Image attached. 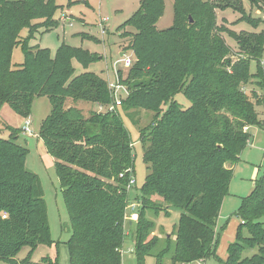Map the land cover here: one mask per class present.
<instances>
[{
	"label": "trees",
	"instance_id": "16d2710c",
	"mask_svg": "<svg viewBox=\"0 0 264 264\" xmlns=\"http://www.w3.org/2000/svg\"><path fill=\"white\" fill-rule=\"evenodd\" d=\"M245 1L263 9L264 0H175L173 25L159 30L165 0H142L118 28L132 39L129 49L137 59L122 81L129 90L122 107L155 113V122L140 132L149 173L130 230L138 264L147 257L156 264L211 257L222 264H264V174L237 211L242 223L227 259L217 256V223L233 178L227 166L240 161L250 140L246 128L264 122L257 110L264 112V29L256 30L262 22L247 16ZM61 7L56 0H0V111L8 104L27 119L36 98L50 100L52 111L39 136L63 188L72 228L70 264H122L134 144L117 107L85 117L76 106L115 105L106 80L94 72L76 75L75 61L86 70L100 56L65 43L54 55L29 45L36 32L58 27ZM227 9L241 15L236 23H249L255 31L220 26L217 11ZM25 29L28 36L21 41ZM228 37L239 53L236 60ZM19 46L25 59L15 66ZM251 78L263 94L252 92L250 98L241 84ZM178 94L190 102L187 108L175 100ZM20 131L7 124L0 130V261L57 264L51 257L33 261L37 249L53 240L41 180L26 168L28 150L17 143ZM173 210L179 213L176 230L161 241L152 215L168 218ZM25 248L27 255L19 259Z\"/></svg>",
	"mask_w": 264,
	"mask_h": 264
},
{
	"label": "rangeland",
	"instance_id": "374dc122",
	"mask_svg": "<svg viewBox=\"0 0 264 264\" xmlns=\"http://www.w3.org/2000/svg\"><path fill=\"white\" fill-rule=\"evenodd\" d=\"M59 5H62L57 15L58 26L61 21H65L70 16L66 15L72 13L74 17L80 18L79 20H71L66 22L64 26L54 28L50 32L45 33V29H41L36 32L29 45L33 48H47L52 54H55L58 48L59 41L65 39V44L89 49L97 56L101 53L104 55V61L98 62L96 66H92L90 69H84L82 66L74 62V68L76 69V75L82 72H94L96 68H99L98 74L104 80L107 81L111 96L114 98L115 91L111 84L121 86L118 90V95L123 97V100L128 96L129 90L123 80L129 77L131 68L136 63L137 59L129 49L131 38L122 37L123 42L120 43L119 37L115 34L118 32L120 25L125 23L140 7L141 0H79V2H72V0H56ZM75 1V0H74ZM70 2L72 4H70ZM174 4L175 0H165V11L163 16L157 22V28L159 30L168 29L173 25L174 18ZM244 8L247 16L253 20H261L262 24L256 29L257 31L264 29V5L263 9H259L256 6H252L245 1ZM241 15L233 10H218L217 19L220 26H226L232 29L235 33L240 32H254L255 28L246 22L236 23L240 19ZM101 20H105L102 22ZM72 23V26L69 25ZM104 23V24H103ZM101 24L102 27H101ZM104 29L106 34L101 35L100 30ZM129 32H135L133 28L126 29ZM44 33V34H43ZM81 33H88L93 37H98L104 42H95L89 36L82 38ZM79 34V35H78ZM108 35V36H107ZM28 36V30L25 29L21 32V41ZM37 38V39H36ZM36 39V40H34ZM229 44L233 48L234 57L236 60L239 53L236 51L233 40L227 38ZM111 44V46H109ZM62 45V44H61ZM60 45V46H61ZM235 47V48H234ZM124 52L122 57L119 58V53ZM237 55H236V54ZM102 55V56H103ZM24 53L21 46L15 48L13 52L12 62L13 64H21L24 62ZM102 58L100 57V60ZM130 59V67L124 66V60ZM261 67L264 68V56L261 61ZM16 66V65H15ZM104 69L108 72V78L102 74L100 69ZM251 72H256V64L252 62ZM95 73V72H94ZM104 76V77H103ZM243 91L251 98L252 92H259L263 94V90L259 89L255 84V79L251 78L248 83L241 84ZM175 100L179 102L183 107L187 108L190 102L183 94H178ZM115 101V98H114ZM68 104V103H67ZM66 104V107L69 105ZM78 104H86L78 103ZM93 107H85V117H90L92 112H106L113 107L101 106L98 104H92ZM95 107H97L95 109ZM123 116L125 126L130 132L133 141V153L136 157L135 161V174L132 175L131 180L135 181V184H127L129 191V203L125 218V229L127 231V238L125 239L124 249L122 250V264H138V259L134 251L135 244L134 239L131 236L129 225L130 222H136L133 219V214L140 211L141 201L139 195H141V187L145 182V178L149 173L147 165L143 162V147L140 142V132L147 130L155 122V113L148 111H126L122 106H116ZM166 110L165 108L163 111ZM259 120H264V112L262 108H258ZM52 105L47 97L36 98L33 102L32 113L29 118H23L17 115L8 104H4L0 111V130H3L5 124L20 129V134L17 143L21 144L28 150L25 166L26 168L38 175L44 192V200L48 210V222L51 230V237L53 244L51 246H40L33 255V261L40 262L43 257H51L56 260L57 264H70L69 251L67 247V241L72 234V228L70 224V218L67 211L66 203L63 196V188L60 184L58 174L55 167V159L48 154L47 148L43 141L40 139V128L42 122L51 114ZM29 121L30 130L33 135L28 136L24 134L25 121ZM252 137L253 142L244 150L242 155V162L238 164L235 175L233 176L229 188V195L224 199L221 213L217 223V231L220 232V242L217 248V256L225 261L223 258L228 253V247L230 243L235 242L237 239L238 228L242 223V220L237 216V211L242 203L243 198L250 195L254 188L256 181L264 174V122L260 125L253 126ZM249 128V127H248ZM246 128V130H248ZM4 133V131H3ZM8 134L5 133V138L8 139ZM161 202V201H158ZM152 214V213H149ZM156 220V234L159 239L163 241L165 235L174 234L176 225L179 219V213L177 211L172 212L170 217H165L163 213L158 214ZM243 232L247 236L246 228H243ZM29 249L25 248L19 254V259L25 258ZM256 253L254 250L251 254ZM250 254V255H251ZM245 255V254H244ZM157 259L155 257H147L145 264H156ZM0 264H4L0 261ZM162 264H171L169 258L164 260ZM188 264H222L218 258L211 257L206 261H194Z\"/></svg>",
	"mask_w": 264,
	"mask_h": 264
},
{
	"label": "crops",
	"instance_id": "0c3cea01",
	"mask_svg": "<svg viewBox=\"0 0 264 264\" xmlns=\"http://www.w3.org/2000/svg\"><path fill=\"white\" fill-rule=\"evenodd\" d=\"M142 1V0H141ZM72 2H79V0H72ZM62 6V5H61ZM139 9V8H138ZM59 14V12L57 13V15ZM57 15H56V19H57ZM66 15H68V16H70L71 18H68L67 20H65V21H61V23L59 24V26L58 27H60V26H64L65 25V23L66 22H71V20H75V21H77V20H79L80 18H78V17H74V15L72 14V13H69V14H66ZM102 22H105V20H101ZM126 22V21H125ZM104 24V23H103ZM103 24H101V27H102V25ZM69 25L70 26H72V23H69ZM57 27V28H58ZM50 32V31H49ZM123 33V31H120V30H118V32H116L115 34L119 37V39H120V43L121 42H123V40H122V38H120V36H121V34ZM80 34V33H79ZM78 34V35H79ZM89 36V37H91V38H88V39H92V40H94L95 42H104L102 39H100V38H98V37H93V36H91L90 34H88V33H81L80 35H82V38H87V37H84V36ZM100 34L101 35H103V34H106L105 33V31H104V29H102V30H100ZM108 36V35H107ZM123 37V36H122ZM37 39V38H36ZM36 39H34V40H36ZM60 43L58 44V48L60 47V45L61 44H63V43H65V39H64V36H63V40L62 41H59ZM109 46H111V44L109 45ZM57 48V49H58ZM84 49V48H83ZM84 50H88L89 52H91L89 49H84ZM91 53H98L99 54V52H91ZM123 53L124 52H120L119 53V58L120 57H122V55H123ZM54 55V54H53ZM103 55V53H101L100 54V57L102 58L99 62H101V61H104V55ZM76 62V61H75ZM23 63V62H22ZM21 63V64H22ZM98 64V62L97 63H93V64H91L90 66H89V68L88 69H90L92 66H96ZM17 65H20V64H17ZM83 68V67H82ZM97 70H99V68H96V71H94L95 73H98V71ZM101 70V72H102V74L103 75H105L107 78H108V81H109V76H108V72L106 71V70H104V69H100ZM83 71H84V68H83ZM80 73H83L82 71H80ZM104 77V76H103ZM80 103H84V102H80ZM82 105H85V107H93L94 105H91V104H89V103H86V104H77L76 106L79 108V109H81V110H83V113H84V109L85 108H82ZM97 107H95V109H96ZM262 121V120H261ZM254 127L253 126H251V127H249L248 128V132H249V134H250V140H249V142H248V145H247V147L253 142V137H252V133H251V131H252V129H253ZM246 147V148H247ZM243 153H244V151L242 152V154H241V156H240V161L237 163V164H235V165H228L227 167H229V168H232L233 169V176L235 175V171H236V168H237V166H238V164L239 163H241L242 162V155H243ZM254 186H255V184H254ZM254 189V188H253ZM253 191V190H252ZM251 194V193H250ZM221 213V212H220ZM137 215H138V212L136 213ZM129 225L131 226L132 225V222H130L129 223ZM231 244V243H230ZM229 244V245H230ZM124 249V248H123ZM227 257H228V253L224 256V260H226L227 259ZM5 264V263H4Z\"/></svg>",
	"mask_w": 264,
	"mask_h": 264
},
{
	"label": "built area",
	"instance_id": "2783aa9c",
	"mask_svg": "<svg viewBox=\"0 0 264 264\" xmlns=\"http://www.w3.org/2000/svg\"><path fill=\"white\" fill-rule=\"evenodd\" d=\"M131 65V60L130 59H127V60H124V66L125 67H130ZM110 87H112L115 91V94H114V98H115V105L111 108V110H113L116 106H122V102H123V97L122 96H119L118 95V90L121 89V86L120 84L118 83L117 85H113L111 84ZM30 123L28 120L25 121V126H24V134L28 135V136H32L33 133L32 131L30 130ZM135 184V181L134 180H131L130 181V185H133ZM133 219L134 221H136L138 219V215L137 214H133Z\"/></svg>",
	"mask_w": 264,
	"mask_h": 264
}]
</instances>
